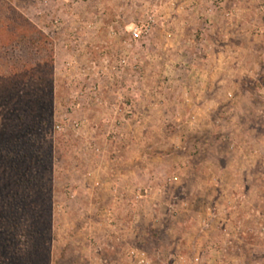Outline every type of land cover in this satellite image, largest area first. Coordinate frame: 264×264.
Here are the masks:
<instances>
[{
  "label": "rangeland",
  "instance_id": "rangeland-1",
  "mask_svg": "<svg viewBox=\"0 0 264 264\" xmlns=\"http://www.w3.org/2000/svg\"><path fill=\"white\" fill-rule=\"evenodd\" d=\"M186 1L0 0V264H264V0H191L195 26ZM203 8L242 59L210 104L187 95V41L211 33ZM65 41L121 45L84 42L67 72ZM157 41H185L181 67L163 66ZM103 85L105 105L77 106ZM21 139L44 179L26 208L10 196L27 178Z\"/></svg>",
  "mask_w": 264,
  "mask_h": 264
},
{
  "label": "crops",
  "instance_id": "crops-1",
  "mask_svg": "<svg viewBox=\"0 0 264 264\" xmlns=\"http://www.w3.org/2000/svg\"><path fill=\"white\" fill-rule=\"evenodd\" d=\"M177 1L178 0H160V6L159 7L161 9V12L164 13L167 11H169V12L175 11L174 7H172L173 10H172V8H170V5L174 2H177ZM186 2H188L185 5L186 8L182 9V10L186 11V13H188L189 15H192L191 17H189V20L187 21L188 26H192V25L195 26L198 24L195 15L197 13H199L200 10L197 11V6H195V2H194V4L191 0H188ZM211 6H212L211 2L208 3V7H211ZM177 9H179V6H177ZM209 10H210L209 12H205V8H203V11L205 14L209 13L211 15L210 16L208 14L209 15V19H208L209 20L208 21V23H209L208 27L209 28L208 29L211 31V33L206 38V40L209 38V41H187L188 50H187V56L185 59L189 65V69L187 71V80H188V87H189L188 90L189 91H188L187 95H191V96L192 95H199L198 98L201 97V95H202L204 97L203 102L205 104H210V103L214 102V100L211 99V97L209 95L214 90V86L216 85L217 79L221 78V75L223 74L222 72L226 71L229 67H232V65H234V64H235V66H237V63L242 60L240 52H239L240 50L238 48V42L237 41H233L231 43V41H228L226 39L222 40L221 37L217 41V39L219 37V32H216V31H217V29L221 30L222 28L220 27V25H213V23H212L213 21L211 18H213L215 20L216 18L214 16L218 15L220 17V13L215 12V11L211 10L210 8H209ZM175 12H177V11H175ZM220 19H221V17H220ZM161 23H163V22L161 21ZM221 23H222V21H221ZM212 31H214L215 34L212 33ZM237 35H238V33H237ZM214 36H217V37H214ZM214 40H216V41H214ZM80 42L81 43H79V45H77V48L74 50L71 48L72 45H70L72 43H66V41H65L64 48H62L60 51L61 52V59L64 60V65L69 61V62H72L71 66H73V63L76 64L77 61L81 62L83 60L82 54L84 52L83 51L84 44L88 43L91 46H94V45L97 46L98 52L100 54H101V51H103V50L105 51V49H109V51H111V50L113 51L114 50L113 48L115 46L117 48H119V46L121 45V41H84L85 43L82 41H80ZM182 42L181 41H171V42L170 41H157L156 47H158L159 50H163V51L167 52V54H165V53L162 54V57L165 56V59H164L165 64H163V66L168 67V65H171V67H172V65H174V64H179L178 67H181L180 62L183 59L181 48L183 45H185V41H182ZM202 42L204 44L202 50H199V48L195 47V45H194L195 43L200 45V43L202 44ZM103 46H105V47H103ZM130 52L131 51L129 50V53ZM144 52H145V50H141V52H140L141 55L142 54L144 55ZM71 54H72L74 60L71 58L72 57ZM100 54H98V55L100 56ZM143 60H144V65H145L146 60H147V55L145 56V59L143 57ZM164 61H162V62L164 63ZM144 65H143V67H144ZM144 68H143V70H144ZM64 70L67 72H71V69H67L66 67H64ZM165 71H166V68L164 69V72ZM105 72L106 71H104V73ZM174 73H176V72H174ZM91 76H95V75H91ZM174 76H176V74ZM100 89L101 90L99 91L98 96L93 99L94 100L93 102H91V101L89 102L88 98L83 96L81 98L82 102H79L80 104H78L77 106H82V109H84L86 106L88 107L89 103L92 104L94 102H95V104H97V106H101L102 104L105 105L108 102L107 98L110 99L111 97H114V94L110 92L111 90L109 89V87H106L103 85L102 87H100ZM218 91H221V90H218ZM181 92L184 93L183 91H181ZM213 92H216V90ZM82 93H83V91H82ZM207 94H209V95H207ZM105 97H107V98H105ZM198 98H196L194 101L190 98H188V99L190 100V104L194 105L198 101ZM179 167H180L179 163L177 165L175 164L174 167H170L172 175L175 174V172L177 171V169ZM185 169H189L191 172L193 170H195L194 167H190L189 165L185 166ZM120 180L121 179L119 178V181ZM119 181L113 182V183L110 182L108 184L109 186L112 184L111 187L113 186V188L116 189V191H114V193H112L113 190L110 192L107 189L109 191L108 195L112 194L113 197L116 198L115 202H118V199H121L120 196H122V194L117 193V185H121V183H119ZM123 184H122V186H124ZM126 187H128V186H126Z\"/></svg>",
  "mask_w": 264,
  "mask_h": 264
},
{
  "label": "trees",
  "instance_id": "trees-1",
  "mask_svg": "<svg viewBox=\"0 0 264 264\" xmlns=\"http://www.w3.org/2000/svg\"><path fill=\"white\" fill-rule=\"evenodd\" d=\"M20 118H22L21 115H20ZM20 120H21L20 123H23V124L26 123V121H23L22 119H20ZM27 123H29V122H27ZM33 123H35V121H33ZM34 129H35V127H34ZM25 143H26V141H24L22 139L18 142V144L16 143L17 147H18V157H20L21 161L24 164L26 163L25 168H26V170L28 169V171L26 173L27 174V178L25 179L26 183L23 184L24 185L23 188H21V186L19 187V190H22V192H21V196L22 197H19L18 193H15V191H12V195H10V196H12L13 198H16V199H19V198L22 199V201L25 204L22 203L21 205H19L20 208L21 207L22 208H26L25 205L27 204L28 200H30V198L32 196V192H36L38 194V192L41 191L40 188H42V189L44 188V184H43V186L37 187L38 183H43L44 182V179L40 176L39 169L36 170V172H35V173H37V176H34L29 171L32 168L31 163L33 162V158L34 157L33 156L30 157L31 159L26 161L27 158L29 157V155H33V152H31L30 148ZM5 147H7V146H5ZM16 183H18V182L16 181ZM7 193L10 194V192L8 190H5L3 188V186L0 184V197L3 196V195L5 196ZM35 226H36L35 228L38 230L39 225L35 224Z\"/></svg>",
  "mask_w": 264,
  "mask_h": 264
},
{
  "label": "built area",
  "instance_id": "built-area-1",
  "mask_svg": "<svg viewBox=\"0 0 264 264\" xmlns=\"http://www.w3.org/2000/svg\"><path fill=\"white\" fill-rule=\"evenodd\" d=\"M63 1H65V2H68V0H63ZM48 3V0H40V3H39V6H40V8H42L41 7V4H42V6H44L45 4H47ZM40 9L38 10V12L40 13ZM152 26H153V20H150V21H147V22H143V23H141L140 25H137V26H135L134 28H133V32H132V36L134 37V38H137V37H140V35L143 33H148L149 31H150V28H152ZM75 44H77V45H79V41H73L72 42V45L74 46ZM76 45V46H77ZM75 50V49H74ZM71 63L72 62H67L66 64H65V66L67 67V69H69V67L71 66ZM123 109H125V108H127V109H129V108H131L132 107V105H131V102H129V103H124L123 104ZM117 108H120V106L119 107H117ZM126 111V110H125ZM127 112H129V111H127ZM57 128H60V126L59 125H57ZM97 151H98V149H97ZM113 191H116V189L115 188H113Z\"/></svg>",
  "mask_w": 264,
  "mask_h": 264
}]
</instances>
